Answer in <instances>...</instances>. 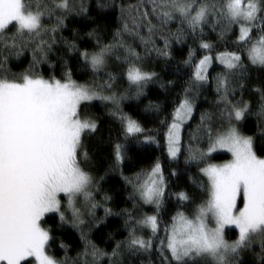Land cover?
I'll return each instance as SVG.
<instances>
[{
    "label": "snow or ice",
    "instance_id": "1",
    "mask_svg": "<svg viewBox=\"0 0 264 264\" xmlns=\"http://www.w3.org/2000/svg\"><path fill=\"white\" fill-rule=\"evenodd\" d=\"M90 7V0H0V264H69V257L58 260L52 254L55 238L46 225L53 216L59 226L70 223L83 242V251L71 264H101L105 258L106 264H125L129 257L150 256L154 247L161 264H244L243 254L255 243L260 247L255 264H264V156L257 154L256 137L241 130L245 120L255 116L264 150V83L250 89L255 103L244 98L253 73L264 78V0H137L136 4L96 0L97 12L116 15L118 26L108 42L101 38L100 24L92 27L86 33L96 44L91 52L62 36L69 17L95 22ZM173 22L179 27L175 33L168 28L166 34L164 29ZM206 28L216 33L218 41L235 33L234 48L216 49L205 38ZM188 37L203 55L197 58L196 50L189 49L183 63L191 68L190 77L170 120L161 124L166 129L167 156L177 161L181 134L201 89L211 86L216 93L214 111L200 114L206 150L189 147L185 157L186 164H196L206 177L202 187L207 198L191 216L177 209L171 222L164 223L161 213L168 183L160 160L125 176L126 144L116 142L110 171L119 172L130 187L127 199L132 207L114 212L106 206L112 197L100 187L104 177H95L88 166L85 139L97 132L98 124L82 115V106L93 101L111 105L109 115L119 121L124 141L143 137L142 143L159 146L154 135L124 113L122 104L139 99L158 79L157 72L145 69L144 61L153 52L172 59L171 43H184ZM127 38L143 45V55ZM157 39L163 41L162 48ZM58 43L69 53L78 52L82 67L94 76L102 74L105 82L77 83L63 57L61 77L45 78L38 66L56 67L50 57ZM26 57H30L28 67L11 72L10 62ZM213 61L223 70L210 77ZM120 76L127 88L116 87ZM147 110L156 112L159 106L149 104ZM215 121L219 123L214 129ZM218 150L231 153L232 159L211 163L208 158ZM168 195L182 204L192 201L186 191ZM99 207L104 208V218L96 216ZM113 215L124 219L127 239L117 241L108 252L89 239L88 230ZM229 227L238 230L232 242L225 237ZM60 247L67 250L63 243Z\"/></svg>",
    "mask_w": 264,
    "mask_h": 264
},
{
    "label": "trees",
    "instance_id": "2",
    "mask_svg": "<svg viewBox=\"0 0 264 264\" xmlns=\"http://www.w3.org/2000/svg\"><path fill=\"white\" fill-rule=\"evenodd\" d=\"M95 2L96 0H90V12L95 17V22L82 17L72 16L66 21L67 28L62 33L64 39L73 40L80 49H87L90 52L96 48L94 40L86 35L92 27L96 26L97 23L100 24L104 29L101 38L105 42H108L111 40L112 33L118 26L116 15L99 14L94 7ZM117 2L119 3V0ZM124 2L136 4L137 0H124ZM177 27L179 25L173 22L164 31L167 34V29L170 28L175 33ZM234 37L235 33L231 34L224 41H218L215 32L210 31L208 28L205 29V38L212 41L215 48L220 51H223L225 47L229 50L233 49L234 44L232 41ZM127 40L132 47L136 48L143 55V45L138 40L133 41L132 38H127ZM156 42L158 47H163L162 40L157 39ZM190 48L196 50L197 58L203 55V50L198 47L197 42L192 37H188L184 43H171L170 51L172 59L170 60H166L164 57H157L155 52H153L152 56L144 61V67L146 70L157 72L158 79L147 86L145 94L139 99H127L122 104L124 113L137 120L142 127L148 130V134L154 135L159 141V146L156 144L142 143L143 137L140 138V141L134 139L124 141L119 121L109 115L111 105L95 101L91 102L87 107L82 106V115L96 120L98 124L97 132L91 136H87L85 139V147L90 157L88 166L95 177H104L100 182V187L103 193H107L112 197L106 206L111 207L114 212H119L124 208L131 209L132 207V202L127 199L131 191L130 187L125 186L119 172L110 171L114 164L113 145L116 142L126 144L128 158L122 166V171L125 176H132L142 169H148L157 159L160 160L164 167L165 177L168 183L166 206L165 210L161 213L164 223L171 222L170 216L175 214L177 209L191 216L196 206L207 198V192L202 187L207 184L206 177L202 176L196 164H186L185 157L189 147L206 150L207 137L201 126L200 114L202 112L214 111L216 93L211 86L201 89L192 118L183 128L182 151L177 161H170L167 156L166 142L164 139L166 129L161 124V120L166 118L170 120L173 108L178 104L185 83L190 77L192 70L183 63L188 57ZM54 51L56 54L50 57L51 62L56 65L54 69L50 68L48 64L38 66V71L45 78L52 74H55L57 78L61 77L63 64L61 63L60 57H63L67 61L68 67L72 69L73 79L77 83H87L89 85L95 83L96 85H101L105 82L106 77L102 74L94 76L90 69H84L82 67L83 61L79 59L78 52L69 53L61 43L56 45ZM29 61L30 57H26L21 61L12 60L9 68L13 73H20L28 67ZM110 67L115 69L118 65L111 64ZM222 70V66L216 61H213L212 68L209 70L210 77L215 76ZM257 77L258 74L253 73L249 81V90L245 92L244 96L245 99H250L253 103H255L257 98L251 93V87H256L264 83V78L258 79ZM127 86L126 80L120 76L116 87L124 89ZM149 104L158 105L159 111H146ZM217 123L219 121L214 122V129ZM241 130L244 134L256 137L257 154L264 156L260 137L257 135L256 117L251 116L247 118ZM190 137H195V139H190ZM228 157L227 155L220 154L209 157L208 159L210 162H215L227 159ZM173 169L177 173L175 176L170 175V171ZM179 191L188 192L192 197V201L182 204L177 201L174 195H168V193H176ZM96 198L97 200H102V195L97 194ZM145 211L151 213V209L148 207L145 208ZM96 216L98 218H104L103 207L97 208ZM59 223L58 218L54 216L47 219L46 226L52 228L55 238L51 251L58 260H63L65 256L69 257V264H71V260L79 252L83 251V242L80 239L79 232L70 223L63 226H59ZM229 233L231 237H235L236 235V231H229ZM160 235L163 236V233ZM88 236L98 247L111 252L117 241L127 239V229L124 226V219L120 215L109 216L98 227H93L88 230ZM61 243L66 245V251L60 247ZM259 253V244H253L252 248L243 254L244 264H255ZM101 264H106V258ZM125 264H161V261L154 247L150 256L141 254L139 256L129 257L126 258Z\"/></svg>",
    "mask_w": 264,
    "mask_h": 264
},
{
    "label": "rangeland",
    "instance_id": "3",
    "mask_svg": "<svg viewBox=\"0 0 264 264\" xmlns=\"http://www.w3.org/2000/svg\"><path fill=\"white\" fill-rule=\"evenodd\" d=\"M93 102H95V101H93ZM189 121H190V120H189ZM189 121H188V122H189ZM188 122H187V123H188ZM187 123H186V124H187ZM186 124H185V125H186ZM185 125H184V126H185ZM181 135H182V134H181ZM165 142H166V141H165ZM220 154H224V155H227V156H229V157H228L227 159L220 160V161H215V162H211V163H214V164H218V165H219V164L227 163L228 161H230V160L232 159L231 153L226 152V151H224V150H218V151L212 153L210 157H213V156H216V155H220ZM240 206H242V205L238 204V207H240ZM169 223H170V222H169ZM229 231H236V235H235V237H231ZM145 233H146V236H147V230H145ZM225 237H226V239L229 240V242H232V241L236 240V239L238 238V230L235 229L234 227L226 228V229H225ZM255 244H258V243H255Z\"/></svg>",
    "mask_w": 264,
    "mask_h": 264
}]
</instances>
